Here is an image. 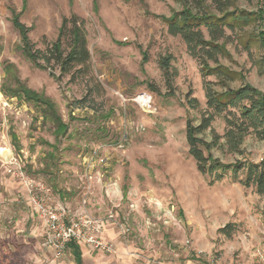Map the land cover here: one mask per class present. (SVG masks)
Segmentation results:
<instances>
[{
  "label": "rangeland",
  "instance_id": "rangeland-1",
  "mask_svg": "<svg viewBox=\"0 0 264 264\" xmlns=\"http://www.w3.org/2000/svg\"><path fill=\"white\" fill-rule=\"evenodd\" d=\"M201 8L221 16L215 0ZM182 9L179 0H0V264H76L72 250L56 260L43 246L25 179L46 184L71 212L103 221L102 237L116 250L82 247L83 264H260L264 195L240 181L251 164L264 163V141L248 136L243 155L213 149L231 167L214 181L189 154L186 124L211 117L207 89L221 95L248 85L264 95V0L229 8L260 16L225 28L219 40L227 52L218 66L235 79L226 87L206 75L218 67L213 61L203 70L182 37L169 33L166 19ZM72 15L84 22L91 66L59 81L57 66L54 78L28 58L14 20L44 52ZM18 88L50 101L67 130L45 115L47 106L13 95ZM226 116L216 115L201 138L224 136ZM94 149L100 155L91 160Z\"/></svg>",
  "mask_w": 264,
  "mask_h": 264
},
{
  "label": "trees",
  "instance_id": "trees-1",
  "mask_svg": "<svg viewBox=\"0 0 264 264\" xmlns=\"http://www.w3.org/2000/svg\"><path fill=\"white\" fill-rule=\"evenodd\" d=\"M183 4V9L176 12L171 18L166 19L168 31L173 36H181L187 44L188 50L192 55L199 58L203 70L210 61L219 65L217 55H226V47L220 45L219 40L225 37V28L230 31L238 27L249 25L254 19L259 17L260 13L249 14L245 11H230L238 0H215L221 16L211 15L201 7L204 0H179ZM197 4V5H195ZM264 19V13L260 16ZM15 27L19 30L24 52L28 58L42 69L51 71V76L56 77L53 66H57L61 76H70L74 80L76 74H87L90 70L91 54L88 48L87 33L84 29V22L77 16L72 15L65 18L60 27L59 36L51 46L44 52L35 50L30 42L28 34L30 28L21 23L18 17L14 20ZM203 29L209 33V40L206 39ZM68 39V50L64 48L65 40ZM203 53V55L201 54ZM161 66L169 73L171 67V58H165ZM206 75L216 76L223 83V87L228 82L235 81L234 75L225 72L220 66L214 69L205 70ZM19 84V83H18ZM171 86V85H170ZM208 86V85H207ZM13 91L15 96H24L27 100L47 106L49 111L45 115L52 119L58 128L67 130V126L54 110V105L47 99H43L36 91L31 89H20ZM208 107L211 109V117L203 119L199 126H194L191 120L187 121L186 134L189 145V154L195 160L199 171L202 174L215 176V180H221L224 174L231 168L223 164L219 159L212 155L213 149H226L229 153L243 155V146L248 136L254 135L257 139L264 141V95L257 89L245 85L236 90H228L219 94L213 89H207L206 92ZM238 110L234 113L232 110ZM227 113V130L224 136H214L211 142H207L201 135L211 128V124L216 115ZM225 139L223 146L220 140ZM221 146V147H220ZM208 153V156L204 152ZM246 165V164H245ZM241 167L238 166L237 169ZM240 183L245 188L255 187L257 194L264 195V163L260 165L251 164L247 171V176ZM72 249L76 264H83L82 249L76 244L70 246Z\"/></svg>",
  "mask_w": 264,
  "mask_h": 264
},
{
  "label": "built area",
  "instance_id": "built-area-1",
  "mask_svg": "<svg viewBox=\"0 0 264 264\" xmlns=\"http://www.w3.org/2000/svg\"><path fill=\"white\" fill-rule=\"evenodd\" d=\"M98 150L92 151L91 160L99 157ZM88 168H91V164ZM24 183L28 191V204L37 214L42 225L43 246L56 260L65 257L72 244L99 252L115 251L114 245L102 237L104 232L102 220L94 219L87 213L75 214L57 204L58 202L53 200L51 188L42 182L25 179ZM110 218H113V215ZM256 257L260 264H264V244L257 251ZM193 264L216 263L213 260H206L196 261Z\"/></svg>",
  "mask_w": 264,
  "mask_h": 264
},
{
  "label": "crops",
  "instance_id": "crops-1",
  "mask_svg": "<svg viewBox=\"0 0 264 264\" xmlns=\"http://www.w3.org/2000/svg\"><path fill=\"white\" fill-rule=\"evenodd\" d=\"M240 184V183H239ZM244 187V186H243ZM245 188V187H244ZM26 200H27V198H26ZM27 205H28V207H30L29 206V204H28V202H27ZM31 208V207H30ZM31 210L33 211V209L31 208ZM33 213H34V211H33ZM34 215H36L35 213H34ZM38 218V217H37ZM38 220H39V218H38ZM39 222H40V220H39ZM41 223V222H40ZM42 226V225H41ZM105 229V228H104ZM106 230V229H105ZM118 241V240H117ZM110 243H112L113 245H114V249L116 250V244L115 243H113L112 241L110 242ZM81 247V246H80ZM81 249L82 250H85L84 248H82L81 247ZM70 250H72L71 248H70Z\"/></svg>",
  "mask_w": 264,
  "mask_h": 264
}]
</instances>
